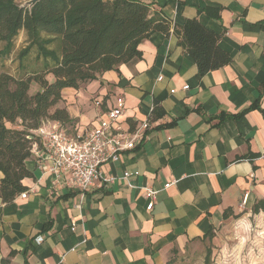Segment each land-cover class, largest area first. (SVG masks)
<instances>
[{
    "label": "crops",
    "instance_id": "crops-1",
    "mask_svg": "<svg viewBox=\"0 0 264 264\" xmlns=\"http://www.w3.org/2000/svg\"><path fill=\"white\" fill-rule=\"evenodd\" d=\"M131 1L168 21L167 31L152 29L139 57L64 89L58 107L73 136L121 98L118 124L146 121L145 138L102 166L112 185L84 193L52 184L46 160L32 154L26 197L0 199V264H169L237 214L244 194L251 212L264 201V0ZM189 19L216 33L230 58L201 78L177 32ZM124 172L135 174L131 187L118 179ZM147 187L157 191L151 211Z\"/></svg>",
    "mask_w": 264,
    "mask_h": 264
},
{
    "label": "trees",
    "instance_id": "trees-1",
    "mask_svg": "<svg viewBox=\"0 0 264 264\" xmlns=\"http://www.w3.org/2000/svg\"><path fill=\"white\" fill-rule=\"evenodd\" d=\"M21 0H0V42L10 50L20 31L43 62L34 73L16 77L0 72V199L9 203L25 191L31 173L26 161L37 140L33 132L49 122L62 127L71 119L62 91L79 89L98 75L140 56L138 46L152 29L167 31L168 21L150 16L149 6L131 0H39L32 7ZM181 45L194 60L197 77L225 66L230 58L218 46L219 36L196 19L177 30ZM51 75L52 79H45ZM32 83L39 90L30 94ZM20 128H8L7 123ZM264 211V201L252 209ZM227 217V213L224 215ZM209 231L205 238H212Z\"/></svg>",
    "mask_w": 264,
    "mask_h": 264
},
{
    "label": "built area",
    "instance_id": "built-area-1",
    "mask_svg": "<svg viewBox=\"0 0 264 264\" xmlns=\"http://www.w3.org/2000/svg\"><path fill=\"white\" fill-rule=\"evenodd\" d=\"M187 88L184 86L182 89ZM123 113L124 101L120 98L105 113V117L98 121L97 126L76 132L73 136L57 122L46 123L33 132L37 140L31 146V154L46 160L54 185L62 181L63 186L77 189L80 193L112 185L117 177L103 174L102 166L117 161L121 153L135 149L144 140L145 131L149 128L146 121L133 129L121 128L117 121ZM133 175L132 172H124L118 179L131 187L129 178ZM169 186L167 184L164 188ZM26 195V191L20 194L23 198ZM156 195L157 191L152 188H144L148 211L153 209ZM247 199L248 195L244 194L242 207L246 205ZM42 240L38 237L36 243Z\"/></svg>",
    "mask_w": 264,
    "mask_h": 264
},
{
    "label": "rangeland",
    "instance_id": "rangeland-1",
    "mask_svg": "<svg viewBox=\"0 0 264 264\" xmlns=\"http://www.w3.org/2000/svg\"><path fill=\"white\" fill-rule=\"evenodd\" d=\"M29 0H21L22 6H28ZM28 45L27 35L20 31L12 43L10 50L0 42V72L20 77H28L42 65L43 58L39 57L35 47L27 56L20 57ZM30 76V75H29ZM45 79L50 81L51 75ZM39 90L36 83H32L30 94ZM59 106V105H58ZM8 128H20L7 123ZM63 128L72 134L70 125ZM212 238H204L188 245L183 251L176 252L169 264H264V211L257 214L245 206L222 222L212 232Z\"/></svg>",
    "mask_w": 264,
    "mask_h": 264
},
{
    "label": "water",
    "instance_id": "water-1",
    "mask_svg": "<svg viewBox=\"0 0 264 264\" xmlns=\"http://www.w3.org/2000/svg\"><path fill=\"white\" fill-rule=\"evenodd\" d=\"M39 0H29L28 3V7H32L35 3H37Z\"/></svg>",
    "mask_w": 264,
    "mask_h": 264
}]
</instances>
